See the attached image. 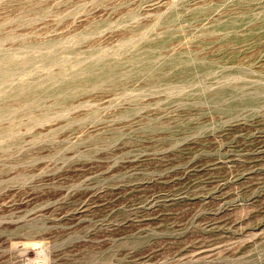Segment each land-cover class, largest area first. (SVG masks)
I'll use <instances>...</instances> for the list:
<instances>
[{
	"label": "rangeland",
	"instance_id": "1",
	"mask_svg": "<svg viewBox=\"0 0 264 264\" xmlns=\"http://www.w3.org/2000/svg\"><path fill=\"white\" fill-rule=\"evenodd\" d=\"M0 264H264V0H0Z\"/></svg>",
	"mask_w": 264,
	"mask_h": 264
}]
</instances>
